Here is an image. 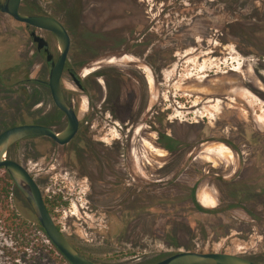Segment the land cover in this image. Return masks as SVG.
I'll use <instances>...</instances> for the list:
<instances>
[{
    "label": "rangeland",
    "instance_id": "obj_1",
    "mask_svg": "<svg viewBox=\"0 0 264 264\" xmlns=\"http://www.w3.org/2000/svg\"><path fill=\"white\" fill-rule=\"evenodd\" d=\"M174 2L120 0L113 7L111 0H22L20 11L61 21L70 33L75 51L89 48L94 52L102 43L139 37L142 28L137 25L140 12L136 6L141 4L147 5L152 36L185 44L192 42L193 34L199 35L191 48L177 49L172 66L163 73L162 85L157 89L152 86L150 96L153 103L182 96L185 106L200 104L194 112L200 116L195 130L202 141L208 142L199 147L202 152L197 161L202 166L201 173L215 170L212 178L221 186L210 184L197 191L201 204L210 211H200L191 202L188 194L191 184L186 188L168 186L162 198L161 191L152 190V203L176 206L178 210L174 212L181 213L177 219L165 218L171 213L159 218L162 213L153 208L151 220H117L104 214L111 205L88 204L87 191L77 184L73 174L61 171L49 177V172L36 170L37 151L28 143L13 148L8 158L27 169L43 199L55 200L54 207L49 204V211L57 228L84 256L98 264H153L186 251L241 255L264 264V234L257 233L259 225L264 228V210L259 211L263 204L250 202L257 197L264 202V187L257 180L250 182L242 176L246 171L244 154H248L251 172L258 169L256 163L264 155V0L253 4L255 8L249 5L250 9L240 16L234 10L223 12L224 5L219 4L216 8L219 27L217 24L206 41L201 36L207 34V29L200 21H194L197 15H184L175 7L167 10ZM191 2L183 0L180 5L192 8ZM31 30L0 12V133L17 125L46 122L56 115L44 84L49 69L45 70L44 58L31 41ZM36 34L47 41L56 59L59 51L53 35L45 31ZM233 38H244L255 50L243 56ZM259 60L263 62L261 67H257ZM249 83L262 89V98L245 87ZM61 85L65 92L72 90L67 75ZM175 113L181 119L185 116L180 111ZM151 149L159 152L154 146ZM205 160L211 164L207 165ZM38 174L47 177V183H38ZM228 175L232 178L225 177ZM175 176L186 181L181 174ZM11 197L7 211L18 214L20 219H35L21 194ZM210 206H215V211ZM256 206L259 209L254 216ZM185 229H190L191 234ZM2 234L5 235V230Z\"/></svg>",
    "mask_w": 264,
    "mask_h": 264
},
{
    "label": "flooded vegetation",
    "instance_id": "obj_2",
    "mask_svg": "<svg viewBox=\"0 0 264 264\" xmlns=\"http://www.w3.org/2000/svg\"><path fill=\"white\" fill-rule=\"evenodd\" d=\"M128 1L135 3L140 0ZM182 1L175 0L173 6L167 7V10L175 7L184 15L192 14L193 17L197 15L194 21H200L207 29V34L201 36L204 41L210 36V32L216 29L217 24L219 27V23L216 22V8L219 4L224 5L223 12L229 13L234 10L240 16L244 14L245 9L255 8L253 4L258 2V0H193L191 3L194 7L184 8L180 5ZM4 2L5 0L0 3V7ZM111 2L113 7H117L120 0ZM136 7L139 8V16L142 19L140 21L139 17L137 22L142 28L137 34L139 37L131 36L107 44L102 43L100 47L94 48V52L89 48L75 51L70 33L64 26L69 36V49L62 78L67 75L72 90L66 92L63 88L62 90L66 102L76 116V131L71 139L63 144L45 136H34L16 142L9 147L8 152L23 143H28L32 150L37 151L34 158L36 170L49 172V177L61 171L73 174L77 184L86 189L85 198L89 205L96 203L111 205V209L108 207L104 212L105 215H112L117 220H151L153 216L150 210L154 208L162 213L159 218L171 213V216L165 218L172 221L181 216V213L174 212L178 210L176 206L168 207L166 203H161L163 192L168 186L186 188L191 184L189 198L198 210L204 212L210 210H206L201 204L198 189L210 184L221 187L212 178L213 175L215 177V170L209 169L205 174L201 173L202 166L197 161L199 153L202 152L199 147L208 142L202 141L195 130L200 116L194 112L199 110L200 104L185 106L186 101L182 96L172 101L162 100L153 103L150 96L152 86L157 89L162 85L163 73L172 66L177 49L191 48L199 35L193 34L190 38L192 42L185 44L169 43L164 36L160 38L152 36L147 5L141 4ZM127 9L130 10L129 7ZM234 20L236 18L230 22ZM194 21L190 24H194ZM232 41L245 57L255 50L244 38H233ZM37 52L44 58L45 70L50 71L51 63L57 57L54 59L52 56L51 61L47 63L44 51ZM261 63L262 60H259L257 67H261ZM258 71L257 68L255 74H258ZM73 76L79 81L80 88L76 86ZM44 84L48 89L47 82ZM245 87L262 98L261 88L252 83L246 84ZM54 109L56 115L48 121H37L32 124L48 127L56 134L61 132L66 126L67 119L55 106ZM178 111L185 113L182 119L176 115L175 112ZM152 146L159 152L153 151ZM244 155L246 171L242 176L250 182L257 180L258 185L264 187V155L256 163L258 169L252 172L248 168V154ZM205 161L207 165L211 164L210 160ZM176 174H181L186 181L178 180L179 176L176 178ZM37 176L38 183H47V177L39 174ZM225 177L232 178L231 175ZM227 181L232 184L231 180ZM225 183L228 184L226 181ZM153 189L161 191L159 198L161 204L152 203ZM250 202L263 204L260 209L256 206L252 215H257V209L263 212L264 202H260L258 197L251 199ZM209 208L213 211L216 209L215 206ZM262 227L259 225L258 234H264ZM185 232L191 234L190 229H185Z\"/></svg>",
    "mask_w": 264,
    "mask_h": 264
},
{
    "label": "water",
    "instance_id": "obj_3",
    "mask_svg": "<svg viewBox=\"0 0 264 264\" xmlns=\"http://www.w3.org/2000/svg\"><path fill=\"white\" fill-rule=\"evenodd\" d=\"M22 0H5L0 7L2 13L7 14L14 21L22 23L31 28L29 36L35 44L36 50H43L46 62L49 63L52 55L48 49V43L36 31L49 32L55 38L58 56L51 63L48 74L47 86L54 106L61 111L67 123L65 128L55 133L50 128L35 125L23 124L10 127L0 133V168L10 177L17 191L26 202L36 221L43 229L46 237L53 246L62 254L70 264H97L83 256L65 238L62 232L55 225L42 196L41 190L27 169L16 161L8 158V149L16 142L34 136H45L53 139L59 144L66 143L74 135L77 127L76 116L66 102L61 87V78L65 65L66 55L69 49V36L64 25L55 18L24 14L20 11ZM74 82L80 88L79 81L73 76ZM153 264H257L241 255L226 253H198L178 252L169 255Z\"/></svg>",
    "mask_w": 264,
    "mask_h": 264
},
{
    "label": "trees",
    "instance_id": "obj_4",
    "mask_svg": "<svg viewBox=\"0 0 264 264\" xmlns=\"http://www.w3.org/2000/svg\"><path fill=\"white\" fill-rule=\"evenodd\" d=\"M0 172V264H70L49 241L36 219H20L18 214L7 211L12 203L11 195H20V193L9 175L1 168ZM44 202L48 211L49 204L52 207L55 205L54 199L52 201L44 199ZM9 221L11 224L8 223ZM3 230L6 238L2 234ZM7 238H9L8 243Z\"/></svg>",
    "mask_w": 264,
    "mask_h": 264
},
{
    "label": "bare ground",
    "instance_id": "obj_5",
    "mask_svg": "<svg viewBox=\"0 0 264 264\" xmlns=\"http://www.w3.org/2000/svg\"><path fill=\"white\" fill-rule=\"evenodd\" d=\"M203 199H204V198H203ZM203 199H202V201L205 202L206 200H205V199L203 200Z\"/></svg>",
    "mask_w": 264,
    "mask_h": 264
}]
</instances>
